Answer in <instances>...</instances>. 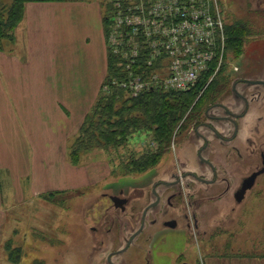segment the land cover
Here are the masks:
<instances>
[{
  "label": "rangeland",
  "instance_id": "374dc122",
  "mask_svg": "<svg viewBox=\"0 0 264 264\" xmlns=\"http://www.w3.org/2000/svg\"><path fill=\"white\" fill-rule=\"evenodd\" d=\"M11 1L2 0V3L8 5ZM84 1L89 2L88 9L82 5L51 11V15L58 18L55 40L65 37L68 41L67 52L74 50V47L80 50L79 45L84 42L85 32H91L88 25L92 26L95 34L104 32L102 21L105 0ZM219 3L228 23L241 20L247 29L239 57L226 49L225 66L213 78L214 81L209 87L201 92L205 91L203 98L208 102L211 101L209 95L220 91L224 83L231 82L236 76H264L263 14L250 0H219ZM96 6L100 11V21L96 20L92 11ZM109 12L111 13V8ZM69 14L76 17V43L73 32L68 31L64 24V18ZM19 24L14 32V40L4 39L3 44L16 40ZM104 40L109 56L105 36ZM93 41L94 37L91 36L90 44L86 48L94 54L98 45L96 49L90 46ZM237 67L239 70L233 72ZM65 68L67 66L63 67ZM100 89L101 87L91 91H59L67 114L61 116L60 125L62 134H68L65 150L55 151L61 169L53 175L51 171L38 167L34 173L29 172L28 182L16 178L14 174L11 185L13 194L10 197L5 195L7 189L3 180L2 190L7 213L6 217H0V264H110L108 256L125 247L130 235L140 225L139 216L154 201L152 189L157 181H172L175 174L180 176L186 171H194L207 179H213L212 170L199 159L198 152L204 141L195 136L192 120L187 122L186 129L181 130L182 134L177 133L174 136L171 148L160 162L144 172L128 174L125 171V164H128L131 156H139L154 145L152 133L140 131L123 145L89 150L81 155L77 164H70L72 170L76 168V187L47 189L50 177L58 184L67 182V171L62 168L64 159L69 155L70 145L79 134L82 122L79 117L84 106L81 103H88L90 96L92 97L87 114ZM85 94L86 101L82 98ZM226 94L220 98L226 105H231L233 100ZM249 109L250 114L239 121L241 130L233 142H222L211 132L199 130L209 140L203 156L218 168L227 170V177H231L236 185L243 176L261 166L259 151H264V99L258 100V96H255L254 100H250ZM214 125L221 131L225 128V133L232 130L229 124L224 127L220 126L221 123ZM26 141L23 137L22 145ZM233 144L240 147L241 154L236 157L227 154ZM24 149L30 150L29 146H24ZM222 170L219 172L225 174ZM36 172L40 181L45 182V190L40 194H33L30 189ZM218 177L221 178V174ZM225 185L219 179L218 182L209 184L188 177L177 185L159 187L161 202L148 213L144 230L129 249L113 256L114 264H202L198 261V249L203 242L225 243L231 241L230 238L238 243L264 242V174L257 178L253 188L240 203L231 196V191L221 193ZM122 191V196L130 200L125 213L115 207L110 199L111 195H120ZM179 191L182 192V197L173 198L172 205L169 206L167 201L170 195ZM133 211L138 212L137 219L132 216ZM152 219L157 222L150 224ZM171 219L177 220V228L164 226L163 223ZM188 226L192 228L191 232ZM186 243L191 247L189 254L183 253ZM262 250L264 249L260 252Z\"/></svg>",
  "mask_w": 264,
  "mask_h": 264
},
{
  "label": "crops",
  "instance_id": "0c3cea01",
  "mask_svg": "<svg viewBox=\"0 0 264 264\" xmlns=\"http://www.w3.org/2000/svg\"><path fill=\"white\" fill-rule=\"evenodd\" d=\"M87 3L89 2L84 0L28 2L25 5L23 20L16 32V40L4 43L0 50L1 218L6 217L7 213L2 190L3 180L7 189L5 195L10 197L13 194L11 185L15 175L16 178L28 182L29 172L34 173L38 167L51 171L53 175L55 171L61 169L55 151L65 150L68 134H62L60 125L61 116L67 114L59 91L61 89L91 91L101 87L104 81L108 68L104 32L95 34L92 26L88 25L91 32H85L84 42L79 45V51L78 47L77 50L74 47V50L67 52L68 41L65 37L55 40L58 18L53 17L51 11L82 5L88 9ZM92 11L96 20L100 21L98 7H94ZM75 19V16L71 17L69 14L64 18V24L68 31L73 32L76 43ZM60 20L63 21L62 17ZM91 36L94 37V41L90 46L96 49L98 45L94 54L86 48L90 44ZM64 66L67 68L63 69ZM82 98L86 101L87 94ZM91 99L90 96L88 103L84 101L81 103L82 105L84 103V106L81 109L80 121H83L89 110ZM23 137L27 141L22 145ZM24 146H29L30 150H25ZM64 161L62 169L67 171V182L58 184L50 177L47 189L76 187V168L72 170L68 155ZM38 179L36 172L31 182L34 191L30 186L33 194H40L45 190V182ZM168 221H175L176 225H166ZM163 224L170 229L178 226L175 219L167 220ZM232 239L225 243L203 242L198 249V255L200 254L198 261L202 264H264V250L260 252L264 249V242L238 243ZM183 250H185L183 253L189 254L191 247L186 243ZM213 250L220 252H212Z\"/></svg>",
  "mask_w": 264,
  "mask_h": 264
},
{
  "label": "built area",
  "instance_id": "2783aa9c",
  "mask_svg": "<svg viewBox=\"0 0 264 264\" xmlns=\"http://www.w3.org/2000/svg\"><path fill=\"white\" fill-rule=\"evenodd\" d=\"M109 3L107 43L129 72L120 85L130 94L154 86L185 91L205 79L203 91L225 66L228 36L219 0ZM141 63L148 67L145 77Z\"/></svg>",
  "mask_w": 264,
  "mask_h": 264
},
{
  "label": "trees",
  "instance_id": "16d2710c",
  "mask_svg": "<svg viewBox=\"0 0 264 264\" xmlns=\"http://www.w3.org/2000/svg\"><path fill=\"white\" fill-rule=\"evenodd\" d=\"M78 1V0H12L10 4L0 0V50L3 40H14L17 25L24 17L28 2ZM109 0H105L103 24L107 39L110 31ZM246 24L241 20L226 21L227 50L239 55L243 45ZM109 47V46H108ZM109 47L108 68L100 93L93 107L85 115L79 134L70 145V162L77 164L81 155L95 148L118 147L129 141L136 132H151L153 146L139 156H131L125 164L126 173L144 172L157 165L171 148L174 136L182 134L189 121L200 118L208 102L203 98L204 82L185 90L166 89L154 86L142 90L138 95L130 94L120 82L129 77V72L119 65L120 58ZM139 72L148 67L141 63ZM209 74L204 77L207 78ZM214 80V79H213ZM197 116V117H195ZM197 120L196 122H198Z\"/></svg>",
  "mask_w": 264,
  "mask_h": 264
},
{
  "label": "flooded vegetation",
  "instance_id": "af4514ba",
  "mask_svg": "<svg viewBox=\"0 0 264 264\" xmlns=\"http://www.w3.org/2000/svg\"><path fill=\"white\" fill-rule=\"evenodd\" d=\"M250 2L252 4H254L255 8L257 10H259L264 16V0H250ZM235 56L239 57V55H235ZM238 70H239V67L235 68L233 70V72H237ZM219 73H220V71L215 75V77ZM257 77H261V78H257ZM257 77H250L248 75L247 76H236L232 79L231 82L224 83L223 87H221V89L219 88L220 91L218 90V91H216V93L208 96V97H210L211 101H209L205 104L204 108L202 109L203 110L202 116L199 119L196 118L194 120L193 126H195L194 127L195 136L202 138L204 141L203 145L200 147L199 152H198L199 159L202 163H205V165L208 166L212 170L213 179H207L204 176L198 175L194 171H186L185 173L180 175L181 177L179 175L175 174L173 176L174 178H172V181H167V180L157 181L154 184L153 189H152V193L154 194L155 199L151 203H153L155 201H158V202L154 206L149 207V205L151 203H149L146 206L148 209L145 213L144 226H143L141 232L144 230V228L146 226L145 224L147 221L148 213L150 211H153V209H155V207H157V205H159V203L161 202V195L158 193L159 187H161V186L168 187V186L177 185L184 178L190 177L196 181H201V182L209 183V184H214V183L218 182V179H219L220 182H224L226 184L221 193L224 194V193L231 191V196L235 199V201L237 203L239 202V201H237L236 193L242 187L244 179L246 177H248L250 174H252L253 172L258 171L264 167V151H259L260 158H261V166L257 167L255 170L251 171L248 175L243 176L241 181L239 182V184L236 185L235 181L233 182L231 177H227V170L224 171V170H222V168H218L217 165H215L212 161L208 160L205 156H203V151L209 145V140L205 135L200 133L199 130L204 129V130L211 132L217 139L221 140L222 142L226 141V142L230 143V142L235 141L238 138V135H239L240 130H241L239 121L242 119H245L250 114V112H249L250 100H252V99L254 100L255 96H258V100L259 99L261 100L262 98L264 99V76H257ZM213 81L214 80H212L211 82H213ZM254 81H258V82H254ZM227 86H228V88L226 89ZM224 87H225L226 91H225ZM259 87H262V89H260ZM253 88H255V89H253ZM224 93L225 94L227 93L226 96L230 97L231 100H233V103H231V105H226L225 102H223L221 100L220 96L221 95L223 96ZM206 99L208 100V98H206ZM217 110H220V111L217 112ZM195 117H197V116H195ZM197 120H199V121L196 122ZM215 123L216 124L221 123L222 125H220V126H223V127L226 124H229V125H231L232 130H229V132L225 133V128L223 129V131L218 130L217 127L214 125ZM229 148H231V149H229V151L227 152L228 156H231V154H232L234 157H236V155L241 154L240 147L237 146L236 144H233ZM219 170H222L223 172H225V174L220 173ZM220 174H221V178L218 177ZM262 174H264V172L260 173L256 177L254 184L252 185L251 188L246 190L244 198L240 202H242L245 199L247 192L253 188V186L255 185V183L257 181V178ZM122 194H123V191L120 193V195H111L110 199L113 202L115 207H117V206L115 205L114 201L112 200V198H111L112 196H118L119 198L126 199V202L123 203L124 208L117 207L118 209L121 210V212L125 213L126 207L128 206L130 200H129V198L122 196ZM219 195H221V194H219ZM178 196L182 197L181 191L173 192L167 201L168 205L171 206L172 205V199L177 198ZM146 207H145V209H146ZM144 210H143V212H144ZM137 215H138V212H136V211L132 212V216H134V218H136V219H137ZM139 219H141V221L139 220V222H140L139 227H140L141 223L143 222V213H142L141 217L139 216ZM149 222H150V224H155L157 221H156V219H152ZM195 222L197 223V221H195ZM166 225H168V224H166ZM139 227L137 229H139ZM188 228L190 229V231L192 230V228L190 226H188ZM195 228L197 229L198 226L196 225ZM138 235H136L134 237V239L129 244L126 243L125 247H123L122 249L116 251L115 253H111L108 256V262L110 264H114V262L112 261L113 256L126 252Z\"/></svg>",
  "mask_w": 264,
  "mask_h": 264
},
{
  "label": "water",
  "instance_id": "95a60500",
  "mask_svg": "<svg viewBox=\"0 0 264 264\" xmlns=\"http://www.w3.org/2000/svg\"><path fill=\"white\" fill-rule=\"evenodd\" d=\"M254 82H258V81H254ZM262 172H264V167H263L262 169L258 170V171L253 172L252 174H250L248 177H246V178L244 179L243 184H242V187H241V188L238 190V192L236 193L237 201L240 202V201L244 198V195H245L246 190L252 187V185H253L254 182H255L256 177H257L260 173H262ZM111 198H112V200L114 201V203H115V205H116L117 207H122V208H124V204H123V203L126 202V199L119 198L118 196H112ZM157 202H158V201H155V202L151 203V204L149 205V207H150V206H154ZM147 209H148V208L146 207V209H145L144 212H143V222L141 223V226L139 227V229H137V231H135V232L130 236L129 240L127 241L128 244L134 239V237H135L136 235H138V234L141 232V230H142V228H143V226H144V217H145V213H146ZM166 224H168V225H170V226H175V225H176V222H175V221H169V222H167ZM123 250H124V249H123Z\"/></svg>",
  "mask_w": 264,
  "mask_h": 264
}]
</instances>
